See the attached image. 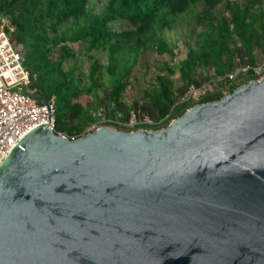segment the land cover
Segmentation results:
<instances>
[{
  "label": "water",
  "instance_id": "obj_1",
  "mask_svg": "<svg viewBox=\"0 0 264 264\" xmlns=\"http://www.w3.org/2000/svg\"><path fill=\"white\" fill-rule=\"evenodd\" d=\"M252 81L159 129L32 130L0 164V264H264Z\"/></svg>",
  "mask_w": 264,
  "mask_h": 264
},
{
  "label": "trees",
  "instance_id": "obj_2",
  "mask_svg": "<svg viewBox=\"0 0 264 264\" xmlns=\"http://www.w3.org/2000/svg\"><path fill=\"white\" fill-rule=\"evenodd\" d=\"M90 1L0 0V14L14 26L11 38L21 45L25 66L35 75L32 86L42 97L55 96L59 132L82 136L99 119L92 111V103L80 100L84 94H92L99 107L108 105V118L119 117L126 122L132 111L146 110L156 122L151 125L141 122L136 127L160 128L190 106L224 95L222 90H216L197 101L191 97L179 101L190 87L202 85L198 68L213 69L216 77L227 81L229 72L239 65H249L245 80L257 78L253 70L258 65L257 50L264 56V0H106L99 11L90 7ZM197 5L202 6V12L195 9ZM217 6L224 11H217ZM193 9L204 29L178 68L182 84L174 85L171 76L175 69L167 65L163 68L166 73L157 76L149 104L127 103L123 94L139 50L150 46L159 54L166 53L173 58L174 47L159 32L172 29L176 16ZM117 20H126L132 27L115 30L111 25ZM75 42H83L88 52L108 51L110 77L106 96L100 97L97 93L101 64L92 53L88 54L89 85L83 82L76 67H64V63L76 58L71 45ZM238 85L229 84L228 92Z\"/></svg>",
  "mask_w": 264,
  "mask_h": 264
},
{
  "label": "rangeland",
  "instance_id": "obj_3",
  "mask_svg": "<svg viewBox=\"0 0 264 264\" xmlns=\"http://www.w3.org/2000/svg\"><path fill=\"white\" fill-rule=\"evenodd\" d=\"M106 0H91L90 7L93 8L94 11H99L105 4ZM238 2H242L243 0H235ZM196 10H200L202 12V6L197 5L195 7ZM217 11H224L221 6L216 7ZM228 14L227 11H225ZM175 24L172 29L165 28L159 32V34L174 47L175 56L171 58L168 54H159L155 50H153L150 46H144L139 50V53L136 57V62L132 66V71L129 76V85L123 94V99L129 103L130 105L136 103L139 106L143 104H149L151 101L150 93L151 89L157 82V76L163 75L166 73V69H163L165 66L174 67L175 73L171 76L174 85L176 87L182 84V80L180 78L178 68L181 64V61L185 58L186 53L190 46L195 45L198 40V33L201 32L204 27L201 23H198L196 19V11L190 10L175 18ZM112 28L115 30L122 29H130L132 25L126 20H117L112 23ZM75 53L76 58L70 59L68 62L64 63V67H76V72L81 75L83 82L85 84L90 83L88 74L90 72V64L91 60L88 56L89 53H92L94 58L97 59L101 64V71L98 75V83L100 84L97 93L99 96H106L108 94V86H109V77L110 75L107 72V63H108V51L105 49H94L90 52L86 50V45L83 42H75L71 44ZM57 51H55V56L57 55ZM257 59L258 65L256 66L257 71L255 72L257 78L260 79L264 75V56L261 54L259 50H257ZM241 65H239L240 67ZM243 66V65H242ZM238 68V67H237ZM197 75L201 80L200 87H190L188 91L180 97L179 101H183L188 97H191L195 101H197L202 95L207 94L208 92L222 90L224 94L228 92L229 84H244L247 81L245 78L247 77V72L239 73L237 77L233 80H222L219 77H216L213 69H202L198 68ZM238 85V86H239ZM237 86V87H238ZM80 100L83 103H92L94 108L92 109L93 113L97 116V111L99 110V106H97V99L92 94H84L80 97ZM103 111V115H99V118L94 124L88 126L86 129V135L89 132L95 131L97 128L105 125H109L120 130L130 132L136 129H141L144 127L137 128V123H141V121H148L149 124H154L156 121L151 117V115L143 110L141 112L132 111L129 117V120L126 122H122L119 117L108 118V105L101 106ZM102 112V110H101ZM105 119L106 122H103ZM172 120V119H171ZM170 120V122H171ZM169 122V123H170ZM169 123L165 126L169 125ZM160 127V128H162ZM151 129H159L152 128Z\"/></svg>",
  "mask_w": 264,
  "mask_h": 264
},
{
  "label": "built area",
  "instance_id": "obj_4",
  "mask_svg": "<svg viewBox=\"0 0 264 264\" xmlns=\"http://www.w3.org/2000/svg\"><path fill=\"white\" fill-rule=\"evenodd\" d=\"M13 31L14 26L10 20L0 14V164L26 135L41 125L49 123L46 127L65 139L75 140L80 137L56 130L55 96L43 103L38 101L39 93L32 86L35 75L25 66L22 47L11 38ZM250 68L249 65L240 66L229 72L227 77L233 80L239 73L248 72ZM253 70L255 73L257 68L253 67ZM103 111L105 109L100 107L97 116L103 115ZM141 122L149 124L148 121Z\"/></svg>",
  "mask_w": 264,
  "mask_h": 264
},
{
  "label": "bare ground",
  "instance_id": "obj_5",
  "mask_svg": "<svg viewBox=\"0 0 264 264\" xmlns=\"http://www.w3.org/2000/svg\"><path fill=\"white\" fill-rule=\"evenodd\" d=\"M256 80H258V79H256ZM256 80H254V81H256ZM254 81H252V82H254ZM252 82H251V83H252ZM92 132H93V131H92ZM94 132H95V131H94Z\"/></svg>",
  "mask_w": 264,
  "mask_h": 264
}]
</instances>
